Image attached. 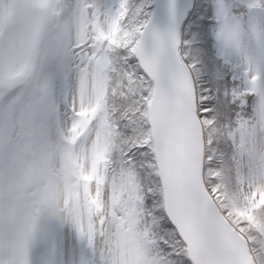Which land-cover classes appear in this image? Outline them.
Here are the masks:
<instances>
[{"label":"snow or ice","instance_id":"6c2138e0","mask_svg":"<svg viewBox=\"0 0 264 264\" xmlns=\"http://www.w3.org/2000/svg\"><path fill=\"white\" fill-rule=\"evenodd\" d=\"M71 56L25 154L90 142L81 264H264V0H93Z\"/></svg>","mask_w":264,"mask_h":264},{"label":"rangeland","instance_id":"374dc122","mask_svg":"<svg viewBox=\"0 0 264 264\" xmlns=\"http://www.w3.org/2000/svg\"><path fill=\"white\" fill-rule=\"evenodd\" d=\"M92 2L0 0V264H46L44 142L34 155L25 153L46 111L61 106L73 82L71 53ZM69 129L51 132L55 264H81L88 255L69 229L85 210L80 176L92 147Z\"/></svg>","mask_w":264,"mask_h":264},{"label":"water","instance_id":"95a60500","mask_svg":"<svg viewBox=\"0 0 264 264\" xmlns=\"http://www.w3.org/2000/svg\"><path fill=\"white\" fill-rule=\"evenodd\" d=\"M44 149V164L45 172L43 182L45 184V220H44V233H45V249L47 256V264H55V216H54V203L52 198L51 187V133L47 136Z\"/></svg>","mask_w":264,"mask_h":264},{"label":"clouds","instance_id":"9594fccd","mask_svg":"<svg viewBox=\"0 0 264 264\" xmlns=\"http://www.w3.org/2000/svg\"><path fill=\"white\" fill-rule=\"evenodd\" d=\"M28 194V190L27 187H24L21 189L20 193H19V199H24Z\"/></svg>","mask_w":264,"mask_h":264},{"label":"trees","instance_id":"16d2710c","mask_svg":"<svg viewBox=\"0 0 264 264\" xmlns=\"http://www.w3.org/2000/svg\"><path fill=\"white\" fill-rule=\"evenodd\" d=\"M87 249V248H86Z\"/></svg>","mask_w":264,"mask_h":264}]
</instances>
